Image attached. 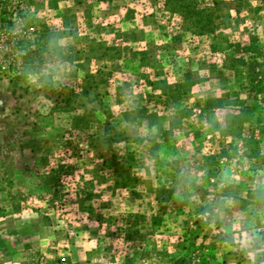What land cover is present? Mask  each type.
I'll use <instances>...</instances> for the list:
<instances>
[{
	"label": "rangeland",
	"instance_id": "rangeland-1",
	"mask_svg": "<svg viewBox=\"0 0 264 264\" xmlns=\"http://www.w3.org/2000/svg\"><path fill=\"white\" fill-rule=\"evenodd\" d=\"M199 1L201 35L154 22L150 0H0V264H253L264 151L217 121L220 106L264 108V0ZM56 32L67 78L26 86Z\"/></svg>",
	"mask_w": 264,
	"mask_h": 264
},
{
	"label": "trees",
	"instance_id": "trees-1",
	"mask_svg": "<svg viewBox=\"0 0 264 264\" xmlns=\"http://www.w3.org/2000/svg\"><path fill=\"white\" fill-rule=\"evenodd\" d=\"M150 2L154 9L152 15L154 22L170 25L172 19H177L186 21L189 28L197 35L210 32L211 23L208 19L211 15L210 11L199 0H150ZM102 51L106 53L108 49L103 47ZM218 113L221 115L217 121L219 134L240 141L241 147L247 151V154H251H248L249 157L262 156L260 151L261 147L264 151V133L258 115L264 114V108L262 110L261 107L254 106L232 109L220 106ZM253 115L255 119H252Z\"/></svg>",
	"mask_w": 264,
	"mask_h": 264
},
{
	"label": "clouds",
	"instance_id": "clouds-1",
	"mask_svg": "<svg viewBox=\"0 0 264 264\" xmlns=\"http://www.w3.org/2000/svg\"><path fill=\"white\" fill-rule=\"evenodd\" d=\"M75 39V37H71ZM69 35L60 34L59 32L50 33L47 39V47L49 52L55 51V55H49L45 60L43 66H39L38 62L33 65L26 66L23 69L22 75L24 78V83L26 86H47L51 88H59L69 74L70 65L75 63V61H66L61 57L68 54V48L70 47ZM62 50V51H61ZM38 69V70H37ZM193 173L191 170H186L184 175L179 179L181 181L182 187L190 188L192 184ZM222 183L230 184L234 182V176L231 173H225L221 178ZM256 187L254 189L256 196L255 199L261 204V211H264V175L258 176L255 180ZM194 193L189 191L188 196ZM235 203V198L231 195L224 196L219 202L216 211H222L229 208ZM244 243L248 245L251 249L253 240L260 242L261 237L259 231H253L251 234L245 232L243 233ZM264 251V247L252 249L249 251L248 255L253 258V264H255L254 257L258 252Z\"/></svg>",
	"mask_w": 264,
	"mask_h": 264
},
{
	"label": "built area",
	"instance_id": "built-area-1",
	"mask_svg": "<svg viewBox=\"0 0 264 264\" xmlns=\"http://www.w3.org/2000/svg\"><path fill=\"white\" fill-rule=\"evenodd\" d=\"M38 259L35 258V261H37Z\"/></svg>",
	"mask_w": 264,
	"mask_h": 264
}]
</instances>
